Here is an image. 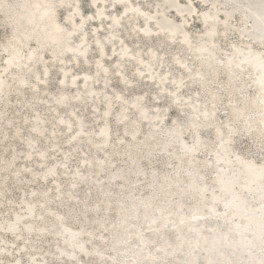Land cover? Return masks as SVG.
I'll list each match as a JSON object with an SVG mask.
<instances>
[{
    "label": "snow or ice",
    "instance_id": "snow-or-ice-1",
    "mask_svg": "<svg viewBox=\"0 0 264 264\" xmlns=\"http://www.w3.org/2000/svg\"><path fill=\"white\" fill-rule=\"evenodd\" d=\"M109 6L113 10L112 13H108ZM259 6L261 8V14L258 17L260 32L257 39L245 34L238 25L244 24L245 27L247 25L231 14L226 13L227 19L221 20L219 8L229 6L215 3L206 5L209 10L200 13L194 10L192 0H188L186 5L188 11L183 13L185 19L177 23L175 20L165 17L164 20L168 26L162 27L159 5L156 6L157 12L152 15L140 11L138 8H131L127 0H106L102 7L99 0H90L87 7L94 11L89 15L85 0H72V2L45 0L44 3L27 4H12L7 0H0V31L3 32V35H0V62L6 65L5 73L13 68L21 72L26 70L27 73L35 76L37 83H41L44 81L41 80L40 75H35L33 68L35 65L44 63L43 76L47 77L48 62L44 60V55L49 53L53 62L60 64L65 63L68 53L72 54L74 63H79V57H84L87 62L88 53L94 44L103 59L106 55L105 43H112L117 39L113 35L105 37L103 41L100 39L98 33L103 30L104 21H110L107 25L110 30L122 27L121 22L125 17H128L129 11L144 17L145 25L137 28V32H142L145 37H149L153 35V32L148 25H153L157 29L155 35L163 36L162 48L166 47L169 41L176 43L178 37L183 36L180 43L186 45L188 49H195L197 53L201 54L198 59L206 62L208 73L203 72L204 65H202L201 71H198L196 76L191 75L195 71L194 67L182 64V67L189 73V79L193 82L198 81L200 87L204 89L203 94L197 92L194 99L189 97V100L185 101L181 91L186 86L183 77L178 81L171 80L172 89L170 91L163 90L166 95H162L158 90L155 97L148 93L145 96L136 97L130 103L124 95L116 94V100L124 106L120 111L118 121L132 125L131 141H135L142 134V120L148 119L150 114L156 116L158 121L162 117L166 121L162 127L168 129L170 140L179 141L182 152L180 160L181 163L189 165L186 178L193 183L205 180V176L200 174L204 169L196 170L194 167L201 162L197 160V157L203 156L205 159L202 162L207 167L209 166L208 161L214 156L213 185L205 184L200 189L204 194L203 199L207 200V194L211 188L213 202L211 211L215 215H222L227 221L230 213L233 217L239 214L247 221L246 230L250 236L249 243L259 246L261 251L259 264H264V0H260ZM120 7L123 8V14L116 11ZM189 14L203 17L202 35L193 33L192 36H189L184 31L187 27L186 17ZM96 20L100 21V27L93 29L91 22ZM237 33H239L238 36ZM90 37L92 44L89 43ZM120 44L122 55L127 56L131 50L123 47L122 40ZM112 53L116 55L115 48L112 49ZM151 56L152 59L145 64L150 74L155 72L156 67L164 69L165 57L159 55V50L151 53ZM131 59H137V57H131ZM172 60L175 63H182L179 56H173ZM139 62L144 63L143 60ZM96 65L97 76L100 75L101 70L105 74L108 73V69L104 68L100 61H96ZM116 67L119 68L120 65L117 64ZM117 75L120 73L118 72ZM140 75L142 76L143 73ZM157 75L161 84H164L171 76V72L169 71L165 76L161 71L151 75V78L155 80ZM65 77H67V73H65ZM245 77L251 83H246ZM75 79L76 77H73V82ZM84 80L87 85L89 77L85 75ZM21 82L25 88L31 87L33 91H38L35 85L30 84L27 79H22ZM123 82L125 85L129 83L127 79H123ZM60 83H64V81H60ZM2 85L3 80H0V86ZM234 87L236 88L235 93H233ZM160 102L166 107H156L153 111L151 105ZM111 109L112 105L109 104L106 116L111 114ZM222 111L224 118L220 116ZM169 112L172 114L170 115ZM134 113H139L138 119L133 118ZM253 114L259 116V120L256 122L258 127L255 129L253 128ZM69 130H71V125H69ZM82 132L83 127H81ZM81 133H77V135ZM103 135L107 140H111V130L107 125ZM245 135L252 137V143L237 151L239 138ZM117 139L119 140V134ZM124 142L120 140L121 144ZM32 143L30 140L29 145L31 146ZM221 165L227 167H221ZM49 171L55 175L54 170L50 169ZM153 175H156L155 171H153ZM253 186L259 189L258 201H255L254 198L246 199L243 194L244 189L251 192ZM238 188L241 191L238 192ZM217 191L220 193L219 196ZM218 203H223L225 209L223 213L215 211ZM153 206L151 202L144 204L143 218L145 220L149 219L147 209ZM140 216L141 213L137 210L135 219H140ZM196 218L193 217V219ZM200 218L203 219V217ZM19 220L20 218L17 217V224H19ZM183 222L181 221V223ZM152 225H156V227H152ZM167 227L168 222L161 210L160 219H151L149 232L160 234ZM163 238L167 243L169 237L164 236ZM175 239L181 241L182 237L177 235ZM124 243L128 245L135 243L137 248H140L141 245L147 248L149 259L136 260L135 264H240L238 261L228 259L189 262L161 258L159 254L163 253L167 256L170 250L172 255H176L179 250L183 249L184 244L177 243L176 250H172L171 244H168L167 249L157 247L158 242L151 236H146L143 231L138 233L136 240L125 238ZM153 248H155V255H153ZM85 254L91 255L87 252ZM97 254L99 255V253ZM15 264H19V261ZM74 264H80V262L74 259ZM83 264H92V262L84 261ZM99 264H107V262L102 260ZM111 264H132V262L113 260Z\"/></svg>",
    "mask_w": 264,
    "mask_h": 264
},
{
    "label": "bare ground",
    "instance_id": "bare-ground-1",
    "mask_svg": "<svg viewBox=\"0 0 264 264\" xmlns=\"http://www.w3.org/2000/svg\"><path fill=\"white\" fill-rule=\"evenodd\" d=\"M162 1L166 4L167 8L171 9L170 11H172L173 14L178 16L179 21H181L182 19H185V17L183 16L184 10L178 8V4L179 5L181 3L187 4V0H162ZM7 2L12 3V4H27V3H44L45 0H7ZM66 2H71V0H66ZM105 2H106V0H99L100 6L102 7ZM127 3L131 6V8H138L140 11L146 12V11H144L141 8V5H142L141 1L127 0ZM192 3H193V6H194V10H196V7H195L196 6V2H195V0H192ZM198 3L202 5V8H203L204 11H208L209 10V8L206 7V5H211V4H208L206 0H198ZM109 8H110V6H109ZM120 8L122 9L121 14H123V8L122 7H120ZM93 11H94V9H93ZM212 11L215 12V10H212ZM159 12H161V11L159 10ZM106 14H108V13H106ZM113 14H115V13H113ZM187 16H189V15H187ZM125 18L126 19H130V20H131V18H138L137 20L140 19L142 22H144L142 26H139L137 23L133 24L134 27L130 25L131 27H133V29L141 28V27H143L145 25L144 18L141 17V16H138L136 12L129 11L128 17H125ZM161 18H162V16H160V19ZM187 18H188L187 21L189 22L190 18L189 17H187ZM198 18L201 21L202 27H204V25H203V17L199 16ZM224 19H227V16L222 18L221 20H224ZM242 21L245 22V18H243ZM97 23L98 24L96 25V28L100 26V21L98 20ZM109 23H110V21H108V24ZM121 24H122V22H121ZM129 24H131V23H129ZM163 24H165V27L168 26L164 21H163ZM148 26L152 28V32H154V31L156 32L157 31V29L153 25H148ZM187 28L188 27L185 28L186 29L185 32H187L188 35L190 36V34H189L190 32H188ZM153 29H154V31H153ZM119 30H120V27H116L115 29L109 30L108 33L105 35V37H107L109 35H113V36L117 37L116 33L119 32ZM99 33H98V35H99ZM135 34H138V35L141 34V36H144V34L142 32L135 31ZM118 37H119V35H118ZM150 37H153V36H149V37H146V38L149 39ZM122 39L123 38L121 37L119 40H115L114 42L110 43V48H112V49L115 48V46L118 45V43H120V41ZM182 39H183V36L178 37V40L181 41ZM77 43H79V41H77ZM180 45L184 49H186L192 55V57H194V55L197 53L195 51V49H188L186 45H183L181 43H180ZM123 47H125L127 49H130V46L127 44V42L123 43ZM96 50H98V49H96ZM115 50H116L117 56H116V58L113 61V65L115 67H116L117 64L120 65L119 68L116 67V72L120 73V75H118V78H119V82L122 83V84H124L123 79H126V77H127V75L125 77L124 72H123V70H124L123 69V65L125 64V63L123 64V61L127 62V60H129L131 57H137V59H133V61L136 63V66H135V69H134L136 79L142 77L140 75V73H143V74L146 73L144 78H147L149 80V83L151 82L154 85L158 86V89L161 92H163L164 89L168 90V86H166V82L167 81H171V80H177L178 81L179 80V78H171L169 76L168 80L164 84H161L159 76H156L155 80H153L151 78V75H155L159 71V68H157V69H155L154 73L150 74L149 69H147L145 67V64H147L149 62V60L152 59L151 53L155 52L153 48H149L148 49V51H147L148 52V58L147 59H144V57L141 55V49H138L135 52V54L134 53L132 54V51H130L127 56H123L122 55L121 46H118L117 48H115ZM104 51L106 53L104 58L111 55V53H107V50H106L105 47H104ZM88 55H89V53H88ZM162 55L163 54H161V56ZM67 57L70 58V60H71V62L73 64L71 66H66L65 67V63L67 62ZM50 58L53 61V58H52L51 54H50ZM45 59H47V58H45V55H44V60ZM103 59H101L100 53L98 51L97 61H100L103 64ZM78 60H79V63L83 62V64L85 66H87V67L90 66L89 56L87 58V62H85V58L84 57H79ZM140 60H143L144 63L143 64L140 63L139 62ZM180 60H181V58H180ZM187 61L186 60H183V61L181 60L182 63H176L178 68L181 71L182 70L184 71V78H189V73L187 72V70L184 67H182V64H187ZM55 63H57V66L60 67V69H61V76H60V79H59V86H60V88H62V91H61L59 96L52 97V98L49 97L50 94H48L47 96L45 94L46 98L48 100H50V102L53 103V111L57 112V107H59V106L62 107L63 109H66V106L69 104V100H71V99L69 98L70 97L69 92H67L68 89H65L67 85H68L69 88L73 89L72 93H77L76 95L74 94L73 97H72V99H74L75 102L77 103V106H79L82 103V99H83L82 96H84L85 94L81 96L80 92L84 91L88 95L87 98L90 99L93 102L92 103V107L97 108V106H96L97 104L96 103H97V100H99V98H100V91L103 92V90L106 87V81L108 82L109 79H110L108 77L109 73H110V71H109L110 68H108L107 65L103 64L104 68L108 69V73L105 74V73H103L102 70L100 71V73L103 75L105 81H103V83H101L99 85V87H97L95 85V82L97 81V78L95 76H93V74L89 75L86 71L81 73V74H79V75L77 73H72V70L75 69L76 67H78L79 63H74L73 62L71 53H68L66 55L64 64H60L59 62H55ZM202 65H204L203 69H202ZM5 67H6V65L4 64L3 65V69L0 71V80H3V85L0 86V131H1L2 127H3L1 125V123H2L3 120H5V113H6L7 103L9 101V99H10V96H11L12 92L16 93L18 102H23L24 101V96H23L24 92L23 91L25 89H29V90L33 91V88H31V87L25 88V86L21 82V80L22 79H27L28 82H29L30 78H34L33 80H35V76L32 75L31 73H27L26 70L24 72H21V71L15 69V68H13L10 71H8L7 73H5L4 72ZM44 67H45L44 63H40L38 65H35L34 68H33V71L35 72V75H39V70L43 74ZM50 68L51 67L48 66V76L47 77H44V76L41 77V80L44 81V82H41L40 84L42 85V87H45L43 89V91L47 90L46 86H47V81H48V78H49V73H50L49 69ZM194 69H195V71L191 74L192 76H196L197 72L201 71V69L203 70V72L205 74H207V72H208V68L206 66V62L204 60H201V59H198V58L196 59V64H195V68ZM93 70H94V72H97L96 62L94 64V66H93ZM65 73H67V77H65ZM163 73L165 74V76H167L169 71L168 70L167 71L164 70ZM85 75H87L89 77V80L87 81V85H86L85 80H84ZM80 76H81L82 79H80L78 81ZM96 76H97V74H96ZM73 77H76L75 82H73ZM60 81H64V83H60ZM129 83H130V81H129ZM30 84L35 85V87L37 89H40L35 81H33ZM78 84H81V87H78ZM108 85L109 84L107 83V86ZM127 85H125L126 88L128 87ZM109 87H111V86H109ZM235 92H236V88L234 87L233 88V93H235ZM37 93H38V91H33V99H35V101L41 100V98H42V97L41 98L38 97ZM93 93H95V95H93ZM109 94H110L109 91H107V93L105 92V94L102 96V98L104 96H109ZM116 94H121L122 95V93H120V92H116ZM182 95H183V91H182ZM113 96H114V99L113 98H108V99L105 100V108H104L103 114L100 115L102 117L103 121L99 125V129L96 131V133H94L90 129L87 130L85 128V123L83 122L82 117L81 116H77L75 114V112H73L69 108H68L69 109L68 112L70 113V115H68L69 118L64 117L63 115H60V116L57 117L56 123L58 122L61 126H63L65 128V130H69V125H71V121H73V120L75 121L76 129L73 132H71L72 135H70L68 142H70V141L78 142V141H81L82 139H85L93 146V150L95 152L98 151V153L101 150H103V151L106 150V148L108 146H111L110 145L111 144V140H107L105 135H103V132L105 130L106 125L110 129V116H111L112 111H113V109L115 107L114 105L116 103H119V105L121 107L120 111L124 107L123 105L120 104V102L118 100H116V98H115L116 95H113ZM138 96H145V94L144 93L136 94L131 100H129V102L131 103V101H133ZM194 96L192 95V97H194ZM85 97H86V95H85ZM104 98H106V97H104ZM188 99H189V97L187 96V97H185L184 100L188 101ZM24 102H25V104L22 103L23 104L22 108L23 107H27V110L28 111H32L34 113V115L32 117L31 124L29 125L30 129H31L32 136L29 137L27 140L25 139V142H24L25 148L24 149L26 151H25V155L23 156V159H25L27 161H30L31 158L35 154H37L38 155V160H39L38 162L44 164L46 162L47 151H46V149H42V148H41L42 149L41 151L40 150L37 151V147H38L37 140H38V138L41 135L44 134V131L48 127L46 125L47 122L45 123L46 119H43L44 117L42 118V116L39 113V111L34 108V105H36V104L33 105V104L28 103L26 101H24ZM31 102H32V100H31ZM34 103H36V102H34ZM252 103H255V101H252ZM109 104L112 105L111 114L106 116L105 113L109 111ZM241 106L243 107V104ZM156 107H158V105H156L155 108ZM133 112H134V110H133ZM136 114L139 117V113H136ZM71 115L74 116L75 119H73L74 117L72 118ZM53 116H54V114H53ZM27 117H29V116H27ZM258 120H259L258 114H255L253 116V128L254 129L258 127V125L256 123ZM25 121H28V118H25ZM61 121H63V123H61ZM6 123H7V121H6ZM119 123L122 125L124 133L125 134L127 133V136H128L127 137L128 138L127 142L125 144H119L120 147H119L118 150L105 151V156L102 157V158L97 159V158L93 157L94 155L90 156L88 158H83L78 168H80L81 166H84L86 168V171L82 173L81 171H78V169H77L76 171L74 170V172H72V176H71V179H70L71 182L69 184V189H67L68 190L67 192H64L62 190V186H61V184L59 183V181L57 179L59 171L64 172V174L66 173L67 164L69 162V157L67 156L66 153L62 157V162H59V161L58 162H54V163H52V164H50V165H48L46 167H43L40 172H34V171L30 172V175H31L30 178L34 179V181L36 179H38L40 181H45L48 178H51L52 182L54 183V189L56 191L55 195L58 198V200H56V201H58L59 204L67 203V202H65L67 199L68 200L72 199L75 196L74 192L76 191V187L78 185H80L82 183L90 185L92 183L98 189V188H101L103 186L101 180L104 179L106 181L105 182L106 187L103 189V191H101L102 192V194H101L102 197H101L100 200L104 201L106 211H111V210L115 211V213H116V221L115 222L109 221V219L106 218L107 216L106 217H102V218L97 216V214H96L97 213V209H100V208H98L97 205L89 207L88 204H87V205H85V208L88 209L89 211H92L94 213L95 218L93 217L94 220L93 219L92 220L96 224V228L100 229V233L96 235V233H94L93 230L86 229L83 225H81V226L78 225V228H73L71 225L68 224V220L70 218H72V216H73L72 215V210L74 208L72 210H69L68 212L66 210V213H64V214L54 213L53 209L49 206V203L52 200V198L49 195L48 190H45V191H41L40 190L41 194H40L39 201H40L41 204H39V206L40 205L43 206L44 213L43 214H39L38 213V208H37L38 206L36 205V201L33 199V197L36 196L37 192H36V189H33L32 191H30L31 198H29V199H25L24 198L25 200H23L24 206L22 207V210L24 209L25 213L14 212V215L12 216L11 219L6 220L4 218L6 220L4 222L3 221L1 222V220H0V229L6 231L9 235L14 236L15 238L20 236L19 232H21V230H23L27 235H32L33 237H42V236L44 237L45 235H48V234H55V235H57L59 237L58 239L61 242V245L58 246L57 249L55 250L56 252L54 251L56 257H58L56 259H66V260H69V262L71 261L73 264H74V259H75V261H79L80 264H83L84 260L83 261L79 260L78 259L79 255H82L85 259L93 257V259L96 258L99 261L100 259H102L105 256V254L103 252L104 248H109L111 250V255L109 256L110 259L107 262V264H111V262L113 260L123 261V262L131 261L132 264H135L136 260L144 261L146 259H149L148 250H147V248H144L143 245H141L140 248L135 249L133 246L124 243L125 238H127L128 240H136V237H137L138 233L141 232V231H143L146 236H151L154 240L162 238L163 242L160 245H159V242H158V244H156L157 247H164V248L167 249L168 248V244H171L172 250H176L177 243H183L184 244L183 249L179 250L176 255H172L171 254V250H170L169 254L167 256H165L163 253L159 254L161 258L177 260V259H179L180 252H184L188 256V258L186 257L187 261H189V262H191V261H199V252L202 251V250H206L207 251V249H206L207 246H205V244H207L206 241L208 240L207 237H205V233H207V232H205L203 229H204L206 223H208V222H213L214 223V221H219L220 224H226L227 226H229V230H228L227 234H229L228 237H230V239L234 242V244H233L234 247H236V248L237 247H242V249H243L244 246L246 245V234L248 233L247 230H246L247 221L244 220L239 214H237L235 217H233L231 215V213H230L229 216L227 217V221L222 215L221 216L215 215V213H213L211 211V209L213 207V202L212 201H210L211 205H209V207H208L209 210L204 211L203 210L204 209L203 206H204V202H205L204 199H203V195L204 194L202 193V191H200V189H202L204 186H202L198 190L197 189L198 188L197 187V185H198L197 181L195 183H193L191 180L186 178V173L189 170V165L187 163H181L180 159H179L180 162H179L178 165H179L180 168H183L186 165L187 168L185 170L176 171L175 175H173V176H167V174L164 175V174H161L160 172H156V170H154L156 175L154 176L153 172H151L150 177H149V184H150L149 186H151L150 193L147 194L146 196H139L138 194H135V195L133 194V192L135 191V188L134 187L130 188V186H132V185H130V177L132 175H138V176H141V177H143L145 175V170L143 169L144 167H142L141 160L143 158L147 159V160L148 159L151 160L152 156H155V155H153V153H154L155 147H157V146L158 147L160 146V150L167 151L168 147L170 146V142L167 139L168 135L166 136V133L164 132V128L162 127V125L166 123L165 120L162 117L158 121L156 116L150 114L148 119L142 120V123H144L145 125H149V126L151 125L152 128H150L149 131L147 133H145L143 136H141V137L138 136V138L135 141H131V134H132V131H133L132 125L130 123H121V122H119ZM81 127H83V132L82 133H81ZM71 128H72V125H71ZM33 129H35V130H33ZM149 132H151V135H149ZM166 132L168 133V131H166ZM20 133H21V131L17 127V129L14 130L13 137L14 138H20V136H21ZM77 133H81V134L77 135ZM3 137H6V135L4 134ZM3 137H1V138H3ZM73 137H75V139H73ZM24 138H26V137H24ZM16 140H18V139H16ZM30 140L33 142L31 146L29 145V141ZM84 143H82V144H84ZM50 144H52V143H50ZM56 146H57L56 143H53L49 147L55 148ZM70 146L71 147L72 146H76V144L75 145L72 144ZM179 148H180V144H179ZM56 149H57V147H56ZM57 150H59V149H57ZM7 153H8V151H7ZM42 153L44 155H41ZM115 153H117L119 156H126L127 159H128V165L124 166V167L120 166L121 168L111 169L112 168V164L114 162L112 160V155L115 154ZM14 154H16V153H14ZM1 156H0V169H1V163L3 161ZM173 157H175V156H173ZM17 158H18V156H16V155L13 156V160L14 161ZM197 160L201 161V162L198 163L197 165H195L194 167L196 168V170L204 169V171L200 173L201 175L206 176L205 175L206 171H211V172H213L215 174L214 165H213V161L215 160L214 156L211 158V160L208 161V165L209 166H207V167L202 162L203 161L202 158L197 157ZM11 161H12V159H11ZM4 162H5V160H4ZM124 162H125V160H124ZM13 165L14 164H13V161H12V163H10V164L8 163V165L6 167L5 166L4 167H5V169L10 170ZM221 167H227V166L226 165H221ZM25 169L29 170L28 167H26ZM50 169L54 170L55 175L51 174V172L49 171ZM21 172H22V168H17V169L12 170V176H13L14 181H16V182L19 181L20 182V173ZM105 172H107V174L105 176H102L99 179L96 178L97 176H100L102 173H105ZM93 173H95V176H92ZM118 180H120V185L122 187L121 191L123 192L122 193L123 195L121 197H117L116 196L117 194L112 190V186L114 184H116V182ZM31 181H33V180H31ZM184 182H187L188 186L183 187L182 184ZM1 184L3 185L2 182H1ZM50 188H51V186H50ZM117 188L118 187H116V189ZM88 191L90 192L89 188H88ZM3 192H4V185H3L2 188H0V201L2 200L1 198L4 195ZM187 193H189V198L193 199V201H192V203L190 205L185 206L183 198H184V196L187 195ZM119 194H121V192H119ZM243 194H244V196L249 195V194H250L251 197L253 196L252 192H249L246 189H244ZM217 195L218 196L220 195L219 191H217ZM174 196L176 198H174ZM96 198H97V196H96ZM258 199H259V197H258ZM83 200H85V199H83ZM146 202H151L154 205L153 207L147 209V214L149 216L148 220H145L143 218L144 217V213H145V209H144L143 206H144V204ZM56 203H54V205H56ZM76 204H77V202H76ZM218 206H221L223 209L219 210ZM85 208H83V209H85ZM137 210H139L140 213H141L140 219H138V220L135 219V214H136ZM161 210H163L164 218L168 222V227L166 229H163L160 234L151 233V232H149V226L151 224V219H153V218L160 219ZM215 211L218 212V213H223L225 211L223 203H218L217 206H216ZM45 214H46V216H45ZM7 216H8V214H7ZM194 216L197 217V218L193 219ZM17 217L20 218L19 224L16 223L17 222ZM200 217H203V219H201ZM25 218L28 219L27 222L24 221ZM81 218H83V217H81ZM86 221L87 220H85L84 222H86ZM181 221H184V222L181 223ZM74 223L76 224V222H74ZM152 227H156V225H152ZM171 230L173 231L175 236H177V235L181 236L182 240L181 241H177L176 244H173L172 241H171V235L172 234L169 233V232H171ZM218 231H219V227L217 226V224H214V225L211 226V229H210L209 233H210L212 238H217L218 234H219V233H217ZM188 233L191 234V238L190 239H186V234H188ZM164 236H168L169 237V240H168L167 243H165V240L163 238ZM50 237H51V235H50ZM93 239H94V241H95V239H97V242L93 243V246L90 247L89 243L92 242ZM215 241H217V240H215ZM35 242L37 243V241H35ZM39 242L41 243V241H39ZM7 243H8V241H7ZM226 243H228V242H226ZM229 243H230V240H229ZM26 245H27L26 243L23 244V245H20V248L18 250H20V251L22 249L25 250ZM30 246H32V245H30ZM130 246L133 247L135 250L131 249ZM34 247L36 248V246H34ZM255 247L259 248V246L257 244L255 245ZM224 248H225V246H224ZM250 248H251V246H250ZM10 250L11 249L8 248L7 245L5 246V245L1 244V241H0V255L8 256L7 253L10 252ZM31 251H32V249H31ZM152 251H153V255H155V248H153ZM86 252L87 253H91V255H86L85 254ZM97 253H99V255ZM182 254H180V255H182ZM201 254H203V253H201ZM222 254H223V252H222ZM183 255H185V254H183ZM242 255H243V253H242ZM28 256H29V254H28ZM38 256H39V253H38ZM51 256H52V253H51ZM256 256H258V255H256ZM251 257H253V256H251ZM39 258H41V257H39ZM79 258H81V257H79ZM247 258H249V257H247ZM47 259L46 258L37 259V258H35V255H32L31 257H29V260H28L27 264H50L47 261ZM212 259L213 258H210V256H208L206 258V261L207 260H212ZM11 260H12V258H11ZM17 261H19V264L21 263V259L19 258V256H17L12 261H10L9 264H15V262H17ZM254 263H255V260H253L252 264H254ZM6 264H8V263H6Z\"/></svg>",
    "mask_w": 264,
    "mask_h": 264
},
{
    "label": "rangeland",
    "instance_id": "rangeland-1",
    "mask_svg": "<svg viewBox=\"0 0 264 264\" xmlns=\"http://www.w3.org/2000/svg\"><path fill=\"white\" fill-rule=\"evenodd\" d=\"M135 1H141L142 2L141 8L144 11H146V13H150V14H153V15L157 12V7L156 6L159 5V10L161 11L160 14L162 16V18L160 19V22H161V25L163 27H165V24H163V21L165 22V20H164L165 17H167L168 19H171V20H175L177 23H180L178 16L173 14L172 11H170L171 9L167 8L166 4L162 0H135ZM206 1H207L208 4L215 3L217 5H228L229 7H227V8H225V7L219 8V16H220V18L222 19V18L226 17V13L231 14L234 18H236L238 20H242L243 18H245V22L244 23L247 25V27H245L244 24H240V25H238V27L242 28L244 30L245 34L251 35L254 38L258 39L259 32H260V25H259L258 17L261 14V8L259 6L260 5V0H209V1L206 0ZM71 2H72V0H71ZM89 2H90V0H85L87 14L91 15L92 12H93V9L87 7V4ZM195 2H196V6H195L196 10L198 12L202 13L204 11L203 8H202V5L198 3V0H195ZM187 3H188V0H187ZM186 5L187 4H185V3H181L180 5L178 4V8L184 10V13H185V12L188 11L186 9ZM112 12H113V10L111 9V7L108 8V13H112ZM117 12H119L121 14L122 9L118 8ZM199 16H201V15H195L194 16V15L189 14V16H187V17L190 18V21L189 22L187 21V23H188L187 24V27H188L187 30H188V32H190L189 33L190 36H192L193 33H196L197 35H202L201 29H203V27H202L201 21L198 18ZM141 17H143V16H141ZM187 17H186V20L188 19ZM125 19L122 21V26L123 27H120L119 32L116 33L117 38H118L116 40H119L122 37L123 38L122 39L123 43L127 42V44L130 46V50L132 51V54L133 53L135 54V52L138 49H141V55L144 57V59L148 58V52L147 51H148L149 48H153L155 52L157 50H159V55L161 56V54H163L162 57H165V59H166L165 60V67H164V69H161L159 67H156L155 69L159 68L158 73H160L161 71H164V70L165 71H167V70L170 71L171 72V76H170L171 78H179L180 79L181 77H183V79L187 83L186 86L182 89L183 98L184 99L187 96L188 97H192V95L193 96L194 95L197 96V92H200L201 94H203L204 90L200 87L199 82L198 81L197 82H193V80H189V78H184V71L183 70L181 71L178 68V66L176 65V63L172 60L173 56H175V55L179 56L182 61L183 60H186V61L188 60L187 64L190 67H194L195 68L196 59L198 58V56L201 55L200 53H196L197 55L195 54L194 57H192V55L180 45V40H178V39H177L176 43H171V41H169L167 46L162 48L161 44L163 42V36L157 37L155 35V31H154L155 28L153 29V31H154L153 32L154 34L152 35L153 37H150L148 39V38H146L144 36H141V34H139V35L135 34V31H136L137 28L133 29V27H134L133 24L134 23H137L139 26H142L144 22H142L140 19L137 20L138 18H131V20L130 19H126L125 20ZM97 21L98 20H96L94 22H91V28H93V29L96 28V25L98 24ZM129 23H131V24H129ZM107 25H108V20H105L104 28L99 33V37H100V39H102V41L105 39V35L110 30L107 27ZM130 25L133 26V27H131ZM184 31H186V29H184ZM0 35H3L2 31H0ZM118 35H119V37H118ZM238 35H239V33H237V36ZM89 43L92 44V38L91 37L89 38ZM118 46H121V44L118 43V45H116L115 48H117ZM105 48L107 50V53H111L110 56H107V57H105L103 59V64L107 65V67L110 68L109 69L110 73H109V76H108L110 79L107 82L109 85L107 87H105L103 92L100 91V98L101 99L99 98V100H97V103H96L97 104L96 105L97 108L92 107V103L93 102L90 99L87 98L88 95L84 91H81L80 95L82 96V95L85 94L86 97H85V95L82 96V98H83L82 99V103L79 106H77V103L75 102V100L72 99L73 95L74 94L76 95L77 93H72L73 89L69 88L68 85H67L65 89H68L67 92H69V95H70L69 98L71 99V100H69V104L66 106V109H63L62 107L59 106V107H57V112L53 111V103L50 102V100H48L46 98V96L48 94H50V96H49L50 98L59 96L61 91H62V88H60V86H59V79H60V76H61V69H60V67L57 66V63H55V62H53L51 60L50 54L45 55V58H47V59H45V61H47L48 62V66L51 67L49 69L50 73H49V78H48L47 86H46L47 90L43 91V89L45 87H42V85L40 83H37L36 80H33L34 78H30V80H29V82L31 81L30 83L35 81L37 83V85L39 86L40 89H38L37 95L40 98L42 97L41 100L35 101V99H33V91L32 90L25 89L23 91L24 92L23 93L24 101H26L28 103H31L33 105L36 104V105H34V108L39 111V113L41 114L42 118L44 117L43 119H46L45 123L47 122L46 125L48 127L44 131V134L41 135L38 138V140H37V145H38L37 151H39V150L41 151L42 149H46V151H47L46 162L44 164L38 162L39 160H38V155L37 154H35L31 158L30 161H27V160L23 159V156L25 155V151H26L24 149L25 148V146H24L25 139L27 140L29 137L32 136L31 129H30L29 125L31 124V120H32V117H33L34 113L32 111H28L27 107H23L22 108V105L25 104V102L24 101L23 102H18L16 93L12 92V94L10 96V99H9V101L7 103V108H6V113H5V120H3L2 123H1V125L4 128L2 127L3 130L1 129V131H0L1 132L0 133V142H1L0 143V156L2 155L1 157L3 159L2 163H1V169H0V188H2L3 185H4V192H3L4 195L2 196V198H1L2 200L0 201V204H1L0 205V220H1V222L2 221L4 222L6 220L11 219L12 216L14 215V212L25 213V210L24 209L22 210V207L24 206L23 200L31 198L30 191H32L33 189H36V192H37L36 196L33 197V199L36 201V205L38 206L37 208H38V213L39 214H43L44 213L43 206H41V205L39 206V204H41L40 201H39L40 194H41L40 190L41 191L48 190L49 195L52 198V200L49 203V206L53 209L54 213L64 214V213H66V210L68 212L69 210H72L74 208L72 210V215L73 216H72V218H70L68 220V224L71 225L73 228H78V225L79 226L83 225L86 229L93 230L94 233H96V235L100 233V229H97L96 228V224L93 222V220L95 218L94 213L92 211H89L88 209L85 208V205H87V204H88L89 207L97 205L98 208H100V209H97V213H96L97 216H99L101 218L107 216L106 218H108L109 221H112V222L116 221V213H115V211L114 210L106 211L104 201L100 200L101 197H102V195H101L102 192L101 191H103V189L106 187V185H105L106 181L104 179L101 180L103 186L101 188H98V189L92 183L90 185L83 184V183H82L83 185L82 184L78 185L76 187V191L74 192L75 196L72 199H69V200L67 199L65 201L67 203L59 204L58 201H56V200H58V198L55 195L56 191L54 189V183L52 182L51 178H48L45 181H40L38 179H36L34 181V179L30 178V176H31L30 172L31 171L40 172L43 167H46V166H48V165H50V164H52L54 162H58V161L62 162V157L66 153L67 156L69 157V162L67 164L66 173H65L66 175L64 174V172L59 171L57 179H58L59 183L62 186V190L64 192H67L68 191L67 189H69V184L71 182L70 179H71V176H72V172H74V170L76 171L77 169H78V171H81L82 173L86 171V168L84 166H81L80 168H78L83 158H88V157L93 156V155H94L93 157H95L97 159L102 158V157L105 156V151L118 150L119 149V147H120L119 144H121L119 140L125 141L123 144H125L127 142V140H128V138H127L128 136H126V134L123 131L122 125L118 121V116H119V113H120L119 111H120V108H121L119 103H116L114 105L115 107H114V109L112 111V114L110 116V130H111V144L110 145L111 146H108L109 148L107 147L106 150H104V151L103 150L99 151V153H98V151L95 152L93 150V146L85 139H82L83 141L81 140V141H78V142H74V141L68 142L70 135H72L71 132H73L76 129L75 121L74 120L71 121V125H72L71 130H65V128L63 126H61L58 122L56 123L58 116L63 115L64 117L69 118L68 115H70V113L68 112V110L71 109L73 112H75V114L77 116H81L82 117V120L85 123V128L87 130L90 129L94 133H96V131L99 129V125L103 121V119H102V117L100 115L103 114V111H104V108H105V100L108 99V98H113L114 99L113 95H116V92L122 93V95H124L125 98L128 99V100H131L136 94H142V93H144L145 95L148 94V93H151V95L153 97L156 96V93L159 90L158 86L154 85L151 82L149 83V80L147 78H144L146 73H144L141 78H137L136 79L135 72H134L136 63L131 58L129 60H127V62L123 61V64L125 63L123 65V69H124L123 72H124L125 77L127 75L126 79L128 78L127 80H128V82L130 81V83H128V85H127L128 87L127 88L125 87V83L124 84L120 83L118 75H117V72H116V67L113 65V61L116 58L117 54L113 55L112 48H110V43H105ZM96 49H97L96 46L93 44L91 50L89 51V55L88 56H89L90 66L87 67V66H85L83 64V62H80L78 67H76L75 69L72 70V73H77L79 75V74H81V73L86 71L89 75L93 74V76H95L97 78V81L95 82V85L97 87H99V85L101 83H103V81H105V79H104V77H103V75L101 73H100L99 76H96L97 72H94V70H93V66H94L95 62L97 61V57H98V50H96ZM72 64L73 63L71 62L70 58L67 57V62L65 63V67L66 66H71ZM3 65H4V63L0 62V71L3 69ZM39 75L41 77L43 76V74H42V72H40V70H39ZM80 79H82L81 76L79 77L78 81ZM170 82L171 81H167L166 82V86H168V90L169 91L173 87ZM245 82L246 83H251V81H247V77H245ZM109 86H111V87H109ZM78 87H81V84H78ZM253 88H255V85H253ZM107 91L110 92L109 96H104L106 98H104V97L102 98V96L105 94V92L107 93ZM161 93H162V95L163 94L166 95V92H164V91L161 92ZM45 94H46V96H45ZM195 96L192 97V98L194 99ZM233 98L235 99V97H233ZM31 100H32L33 103L31 102ZM185 101H187V100H185ZM34 102H36V103H34ZM225 103H227V102H225ZM156 105H158V107H161V106L166 107V105H163L162 102H160L158 104H152L151 108H152L153 111L155 110V106ZM53 114H54V116H53ZM169 114L171 115L172 113L169 112ZM254 115L255 114H253V116ZM27 116H29V117H27ZM220 116H221V118H224L223 111L220 113ZM71 117L73 118L74 116L71 115ZM25 118H28V121H25ZM133 118L134 119H138L139 117L137 116L136 113H134ZM73 119H75V117ZM6 121H7V123H6ZM141 123H142V121H141ZM17 127L21 131L20 138H14L13 137L14 130H16ZM150 128H152V127L142 123L141 124V133L142 134L139 135V137H141L145 133H147ZM166 131H168L167 128H164V132L166 133V136H167L168 133ZM53 133H55V135H53ZM4 134L6 135V137H3ZM118 134H119V140L117 139V135ZM1 137H3V138H1ZM24 137H26V138H24ZM16 139H18V140H16ZM167 139L170 142V146L168 147L167 151L160 150V146L159 147L157 146V147H155V150H154V153H153V155H155L156 157L152 156L151 160L150 159L147 160V159H144V158H143L144 160L143 159L141 160L142 167H144L143 169L145 170V175L143 177L138 176V175H132L130 177V185H132V186H130V188H133V187L135 188V191L133 192L134 195L138 194L139 196H146L147 194L150 193L151 186H149L150 185L149 184V177H150L151 172H153L154 170H156V172H160L161 174H164V175L167 174V176H173V175H175L176 171L185 170L187 168L186 165L184 166L185 168L183 167L184 169L180 168L179 165H178L179 162H180L179 159H180V157L182 155L181 148H179V141L178 140H170L169 135L167 136ZM50 143H52V144L56 143V145H57L56 147L59 150H57L56 147L55 148L49 147V146L52 145ZM71 143L74 144V145L76 144V146H72L71 147L70 146V145H72ZM82 143H84V144H82ZM251 143H252V137L251 136L245 135V136L239 138V144L237 146V151H239L241 147H247V145H249ZM7 151H8V153H7ZM13 152L16 153V154H14ZM14 155L18 156V158L15 161L13 160V156ZM173 156H175V157H173ZM198 157L202 158V160L205 159L203 156H198ZM11 159H12L14 165L11 167L10 170H7V169H5V167L8 165V163L9 164L12 163ZM4 160H5V162H4ZM112 160L114 162L112 164V168L111 169L121 168V167H124V166L128 165L127 157L126 156H119L117 153L112 155ZM124 160H125V162H124ZM26 167H28L29 170H26L25 169ZM17 168H22V172L20 173V182L19 181L18 182L14 181L13 176H12V170L17 169ZM106 174H107V172L102 173L100 176H97L96 178L99 179L102 176H105ZM205 175L206 176H205V180L204 181H197V183H198V185H197L198 188L197 189L198 190L202 186H204L205 184H207L209 186L213 185L214 173L211 172V171H206ZM92 176H95V173H93ZM31 180H33V181H31ZM1 182L3 183V185L1 184ZM50 186H51V188H50ZM182 186L183 187L188 186L187 182H184L182 184ZM91 187L92 188L94 187V188L92 189ZM116 187H118V188L116 189ZM254 187L255 186H253V190L251 191L253 196L251 197L250 194L246 195L245 196L246 199L252 200L254 198L255 201L259 200L258 199V197H260V193H258L259 189H258V187H255V188ZM88 188H89L90 192L88 191ZM121 188L122 187L120 185V180H118L116 182V184H114L112 186V190L117 194L116 195L117 197H121L123 195L122 194L123 192L121 191L122 190ZM217 188H218V186H217ZM237 191L239 192V191H241V189L238 188ZM119 192H121V194H119ZM210 192H211V188L209 189V192L207 194V200H204L205 201L204 202V206H203V208H204L203 210L204 211L209 210L208 207H209V205H211L210 201H212V197H211L212 195H211ZM96 196H97V198H96ZM174 198H176V197L174 196ZM83 199H85V200H83ZM183 199H184L185 206L190 205L192 203V201H193V199L189 198V193H187V195L184 196ZM76 202H77V204H76ZM54 203H56V205H54ZM83 208H85V209H83ZM218 209L221 210L223 208L221 206H218ZM7 214H8V216H7ZM45 216H46V214H45ZM81 217H83V218H81ZM85 220H87V221L84 222ZM24 221L27 222L28 219L25 218ZM74 222H76V224ZM214 224H217V226L219 227V231L217 232V233L220 234V235L218 234L219 238L218 237L217 238H212L210 233H209V231L211 229V226L214 225ZM0 230L2 231V232L0 231L1 244L5 245V246L7 245V247L11 249L10 252L7 253L8 256L0 255V264H6V263L9 264V262L12 261L17 256H19V258L21 259V263L20 264H27V262L29 260V257H31L32 255H35V258H37V259H43V258L47 259L48 258L47 261L50 264H73L71 261L69 262V260H66V259H56L58 257H56V255H55V252H56L55 250L57 249L58 246L61 245V242L58 239L59 237L57 235H55V234L45 235L44 236L46 238L45 239L43 236L42 237H33L32 235H27L23 230H21V232H19L20 236L15 238L14 236L9 235L6 231H4L2 229H0ZM203 230L205 232H207V233H205V237H207V239H208L206 241L207 244H205V246H207V248H206L207 251L206 250H202V251L199 252V261H206V258L208 256H210V258H213L212 260H220V259L224 260V259H228L230 257L228 260H235V261L240 262V264H252L253 260H255L256 264H259V261L261 259V251L259 250L260 248H258V247L256 248L255 247L256 244H250L249 243V241H250L249 237L250 236H249L248 233H247L248 235L246 234V245L242 249V247H237V248L234 247V245H233L234 242L230 239V237H228L229 234H227V232L229 230V226H227L226 224H220L219 221H214V223L213 222H208V223L205 224V227H204ZM169 233L172 234L171 235L172 243L176 244L177 243V241L175 239L176 236L174 235L173 231L171 230V232H169ZM50 235H51V237H50ZM190 238H191V234L190 233L186 234V239H190ZM215 240H217V241H215ZM229 240H230V243H229ZM7 241H8V243H7ZM35 241H37V243ZM39 241H41V243ZM156 241L159 242V245H160L163 242V239L162 238L161 239H157ZM96 242H97V239H95V241L93 239L92 242L89 243V246L90 247L93 246V243H96ZM226 242H228V243H226ZM25 243L27 244L26 247H25V250L24 249H22L21 251L18 250L20 248V245H23ZM30 245H32V246H30ZM34 246H36V248ZM131 246H133L135 249H137L135 243L131 244ZM131 246H130V248L134 249ZM224 246H225V248H224ZM250 246H251V248H250ZM31 249H32V251H31ZM103 252H104L105 256L102 259H100L99 261L96 258L93 259V257L85 259L82 255H79L78 259L81 260V261H83V260L84 261H91L92 264H95V263L99 264V262L102 261V260L108 262L109 259H110L109 256L111 255V250L109 248H104ZM222 252H223V254H222ZM241 252L243 253V255H242ZM27 253L29 254V256H28ZM38 253H39V256H38ZM51 253H52V256H51ZM182 253L185 254V255H183ZM201 253H203V254H201ZM180 254H182V255H180ZM180 254H179V259H177L176 261H187V258H188L187 254L184 253V252H180ZM256 255H258V256H256ZM251 256H253V257H251ZM10 257L12 258V260H11ZM39 257H41V258H39ZM79 257H81V258H79ZM247 257H249V258H247Z\"/></svg>",
    "mask_w": 264,
    "mask_h": 264
}]
</instances>
